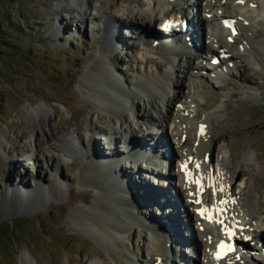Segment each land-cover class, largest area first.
I'll use <instances>...</instances> for the list:
<instances>
[{"label": "rangeland", "instance_id": "374dc122", "mask_svg": "<svg viewBox=\"0 0 264 264\" xmlns=\"http://www.w3.org/2000/svg\"><path fill=\"white\" fill-rule=\"evenodd\" d=\"M76 1L87 3V15L79 17L76 12L68 14L60 10L61 5L75 3V0H0V146L4 151L0 148V264H23L24 254L29 253L38 264H96L102 262V258L109 264H148L150 257L160 255L154 251L158 249L153 243L156 240L154 237L161 239V245L169 248V254L176 259V264H189L187 259L191 257L193 249L179 238L170 225L171 221L166 225L169 206L167 203L159 205L162 203V192L152 187L162 188L157 184L159 180L156 177L161 182L165 179L171 181L172 175L167 172L166 166L156 167L152 164L149 157L152 151L149 148L144 151L143 147L141 153L133 154V157L126 153L125 132L128 133L130 126H135L136 144L141 142L140 147L150 142L152 136L163 135L158 138L162 144V138L173 141L171 144L167 142L169 151L176 148L178 153L186 148L188 153L197 152L201 162L208 149L211 157L207 154L206 159L215 166L217 161L223 163L227 180L230 179L231 185L238 191L242 190V216L249 221L251 218L253 227L260 225L264 229V225H261L264 224V44L259 47L242 31L231 39L220 27L222 16L213 18L207 13H200L196 8L198 0H189L186 13L189 18L196 14L199 17L207 14L209 17L205 20L206 28L203 27L204 42L210 47L216 46L218 53L223 47L230 56L228 65H233L222 72L213 67L207 50L197 51L189 45L186 49L181 41L177 46L173 45L178 52L170 48V56L181 55V60L176 62L179 73H173V80L176 81L173 90L183 93L180 102L188 105L186 107L190 108L192 114L184 113L177 105L170 107L172 125L164 129L160 124L163 102L157 98V94L153 93L154 100L161 105V108L157 105V111H150L151 105L137 98L139 112L143 116L127 112L120 124L123 131L117 134L119 139L111 141L100 130L94 135V145L90 143L89 124L107 130L118 120L117 116L91 97L83 83L90 70L97 69L99 54L104 60V68L100 69L102 78L112 76L115 84L120 81L123 86L134 85L144 72H153L165 81L166 75L172 73L170 62L164 54L148 51L150 48L158 51L163 46L157 44L152 47V39L147 45L139 39L138 34L139 31L162 33L167 20L177 12L175 10L179 6L181 11L186 9L184 0L176 1L175 10L163 0L158 5L167 7L164 16L167 20H157L152 25L154 12L158 16H162V13L158 9L160 7L149 0ZM236 1L202 0V5L207 4L208 9L212 7L213 11L217 8L216 12L225 16L237 17L243 10ZM180 2L183 4L180 5ZM255 3L250 11L244 12L248 16L245 23L250 22L258 30L256 40H263L264 0ZM101 5L104 11L98 9ZM127 10L135 11L136 25H120L112 46L108 30L104 27V17L120 16L126 20L124 12ZM88 13H91L90 16ZM206 32L210 34L205 35ZM217 42L223 45L218 47ZM196 45L201 44L197 42ZM146 53L159 60L161 68H156L154 62H143ZM41 102L50 107L47 109L44 106L35 115L30 114V107H36ZM205 118L211 122L209 136L207 134L208 138L203 141L198 136L197 124ZM68 133L80 139L77 150L70 148ZM186 139L189 143L185 145ZM94 148L99 149L102 156L113 157V161L118 162L114 171L121 173L119 183H129L131 186L138 183L140 189H148L138 192L130 187L129 193L127 190L125 192L133 210V213L126 212L135 220V224L117 232L100 222L102 232L115 234L113 239L106 241L93 234L81 233L68 217L60 219L62 211H67L69 215L74 211L84 214L97 205L100 189L95 185L94 178H80L84 165L100 158L94 153ZM67 149L72 152L69 154ZM16 159H19L18 163ZM209 162L207 166H212ZM56 176L63 181L62 190L53 185ZM38 183L46 188L41 197L25 203H21L23 197L20 194L17 199L8 198L10 193L7 192L11 188L26 192ZM171 183L165 189L169 192L177 189L178 193L174 196L180 201L181 190L185 195V187L180 186L179 189ZM203 190L206 196L208 187ZM84 195H92L91 200L83 201L81 198ZM140 196L145 206L138 204ZM72 198L75 200L72 201ZM123 205L126 208V203ZM122 211L120 207L119 214ZM190 212L194 216L195 210L194 213L193 209ZM151 216L161 220L156 223L163 225L152 223ZM189 222L196 232L193 236V231L188 230L191 232L190 241L194 244L197 242L198 225L193 220ZM251 243V249L256 252L246 256V261L249 264H264V251L258 247V239ZM202 244L199 246L201 252L206 250ZM179 252L185 253L188 258L181 260ZM202 254L204 252L199 255L202 257ZM193 259L202 262L199 256ZM239 263L243 264V261Z\"/></svg>", "mask_w": 264, "mask_h": 264}, {"label": "bare ground", "instance_id": "6f19581e", "mask_svg": "<svg viewBox=\"0 0 264 264\" xmlns=\"http://www.w3.org/2000/svg\"><path fill=\"white\" fill-rule=\"evenodd\" d=\"M150 2H153V5L157 6L159 3H162L163 0H149ZM176 1L177 0H165V3H167L168 5H170L169 7L173 10H175L177 8L176 6ZM189 1V0H188ZM187 0H185V4L188 3ZM199 4L196 8H198V10L201 13H214V9L211 7L210 9H208L207 6L202 5V1L198 0ZM257 0H242V4H240L241 6V10H243L242 12H240V15H237V19H236V24H237V32L238 31H242V32H246V34L249 35V37L254 40L252 42H255V44H257L259 47L263 46L264 44V39L263 40H256L255 37L258 34V30H256V28L254 26H252L251 23H245V21L248 19V16H246V13H244L245 11H250V7L255 6ZM184 4V5H185ZM162 6L160 7V5H158L160 8L159 11L160 14L162 13V16H158L157 13L152 17L153 21H152V25H155V22L157 20H161L162 22H165L167 20V18L164 19L165 14L167 13V7L164 4H161ZM190 6V5H189ZM247 6L249 8H247ZM62 9L63 12H66L68 14H73V13H78V16H85L87 15V10H88V6L87 3L83 2L81 3L80 1H76L75 3H68V4H64L60 6V10ZM98 9H102L101 11H104L103 6L101 5L100 8ZM246 9V10H244ZM257 9V8H256ZM95 10V9H94ZM155 10V9H154ZM179 13L182 12V15L179 14L177 15L176 13L172 14V18L174 17V20H181V25L183 23H185V26L189 27L190 24H192V28L188 29L187 27L182 26V28L180 29L181 32H178V28L181 27V25H179L178 27H170L168 24L166 25L165 30L162 33H159L157 31H152L150 32V34L148 35L145 32H141L139 31L138 37L140 40H142L143 43L149 45L148 41L152 39L153 41V45L152 47H156L159 45H162L163 47H160L158 49V51H154L151 48L148 49V51H152L153 53H162L166 56L168 62H170L171 64V72L172 73H168L166 75V79L165 81L162 80L161 78H159L157 75H155L153 72H144L141 74V77L139 78V80L134 83V85H127V86H123L120 81L113 82L112 80L113 77L111 76L109 79H105L102 78L103 77V73H101L100 69L101 67L104 68L103 65V56H101V54H99L98 58H99V65L97 66V69L95 70V68L91 69L90 72L88 73L87 77H84V86L88 89L86 91H88V93L91 95V97H93L95 99V101L102 105L105 109L108 110L109 113L114 114L115 116L118 117V120L115 122V125L113 127H110V129L105 130V128H101L99 129L97 126L91 125L89 124V132H90V143L94 144V140L96 142L95 139V133L100 132V130H102L103 134L105 135V138L113 141L116 139H119L117 136V134H121L122 133V128L120 126L121 122L123 121V119L125 118V114L127 112L130 113H136V115L138 116H143L141 112H139V105L137 103V98L139 99H143L146 104L151 105L150 106V111H152V109L154 110L156 107H160V102H158L156 99L154 100L153 96L155 94H157V98H160V101L163 102V106L161 108L160 113L162 114L161 118H162V125L166 124V125H170L171 126V122L169 121V110L170 107H173L174 105H177L178 108H180V110H182L184 113L190 111L189 107H186L184 104H182L181 101V97L184 96L183 93L180 94V92H177L176 90H173V86L175 85V82L173 80V73L175 72L176 74L179 73V67L177 66V60H181V55H177V57H171L169 53H171L170 48L174 49V47H172L174 43H178V41H182V38L184 39L183 41V45L184 47H186V49H188V43L189 41H192V43L189 45L190 47H193L194 49H196L197 51H201V50H208L210 53L213 51V47H210L208 44H206L204 42V38H203V34H204V24L205 22L208 20V16H201L199 17L198 15H193L192 17H190L189 19H187V23L184 21L185 17H189V15H187L184 11H181L180 8L178 9ZM255 10V9H254ZM99 11V10H98ZM256 11V10H255ZM91 13H88V15L90 16ZM215 16H222L221 13H214L213 14V18ZM124 17L127 20H123L122 17H117V16H112V15H108L105 16V20H104V24H105V28L108 30V35L111 38V43L112 46H114V38L116 35V31L118 30V27L120 25H122L123 23H128L129 25L135 26V11L134 10H127L124 12ZM221 19H224L223 17H221ZM206 20V21H205ZM190 21V22H189ZM222 30H224L225 34L226 32H230L229 34L233 33L231 31H229L228 29H225L222 25L220 26ZM141 28V27H138ZM141 30V29H140ZM208 33V32H207ZM162 34V35H160ZM197 38H196V36ZM172 36H175L176 38H170ZM211 36H213V34L211 33ZM181 37V39H180ZM210 38V36H209ZM157 40H161L160 42H157ZM166 40V41H164ZM164 41V42H162ZM176 41V42H174ZM200 41V42H199ZM201 44L196 45V43ZM168 44V45H167ZM220 45H223L220 43ZM251 45V44H250ZM252 46V45H251ZM258 47V48H259ZM260 49V48H259ZM176 50V53L178 52L177 48L174 49ZM189 52V51H188ZM187 53V51H186ZM225 58V55H223ZM185 58V57H184ZM143 62L146 63H150V62H154L156 68H161L160 66H162L161 62H159V60L155 59V57L153 58L150 54L146 53L143 55ZM230 58L227 59V61L229 62ZM231 61V60H230ZM230 66H228L229 68ZM103 70V69H102ZM109 72V71H108ZM110 74V72H109ZM102 78V79H101ZM117 78V77H116ZM114 85H113V83ZM112 83V84H111ZM116 88H119V90ZM126 90V91H124ZM176 91V92H175ZM156 96V95H155ZM158 105V106H157ZM46 106V108L48 109L50 106L46 105L44 102L39 103L36 107H30V114L35 115L36 113L39 112V109H41L42 107ZM102 107V108H103ZM149 107V106H148ZM165 107V108H164ZM166 109V110H164ZM156 110V109H155ZM157 111V110H156ZM152 114V113H151ZM210 122L211 120L209 118H205L204 120L200 121L199 126H198V130L200 129V124H207L206 127L203 130V133L200 135V137H202V140L205 141V138H207V134H208V128L210 126ZM91 125V126H90ZM126 135V144H125V150L126 153L129 152L130 155L133 154L138 155L141 153V151L143 150L144 147V151L147 150L148 148L150 151H154L156 153V155L165 158L168 164H170L171 173L176 174L181 180L179 181L181 183V188L182 186H184V191H185V195H183V192L181 190V197L182 198L180 201H178V199H174V194L172 191L169 192L168 189H165L166 187H168L169 185L167 184V182L165 180H163L162 182L159 180L157 182V184L159 186H161L162 188H157L152 186L155 189L161 190L159 192H162V203H160V206H164L166 203L168 204V217H169V221L166 220V225L169 224L168 222L171 221L175 232L177 235H179L180 239H183L184 242H187L189 246L191 245H196L197 248L199 249V246L202 244L203 246H205L206 250L204 251V254H201L199 251H196V255L195 257L199 256V258H201L202 264H215V261L213 259V250H214V246H215V240L217 236H226L225 231H227V229L229 228H234L235 225L241 224L243 226L242 229H238L239 233H244L245 235H251V234H264V229L261 228L260 225H257L255 232L251 231V228L249 227V219L247 220V218L242 216V208H241V200L239 199V197L241 198V191H238L235 188H230V179L227 181H224V178H222L221 176L223 175L224 172H222L224 169L223 167V163H218V161L216 162V167L213 168V171H211V169H209L207 171V173L203 172L204 167L207 166V161L206 158H204V161L201 162L200 161V157L196 154L193 157H191V155H193L192 153H188L187 149L184 148L182 152H178L175 151V149L173 148V151H169L168 148V143L171 144V141L168 140H163V138L161 139L162 142L158 141L159 137H156L155 135L152 136L151 141L147 142L145 145H142L140 147V143L136 144V132H135V126H130L128 133L125 132ZM176 133H174L173 135L175 136ZM68 137V141H69V146L71 149L77 150V146L80 142V139L78 137H76L73 133H68L67 134ZM161 136V135H160ZM163 137V135L161 136ZM103 138V137H101ZM189 138V137H188ZM187 138V139H188ZM211 138L213 139V136H211ZM152 139H154L152 141ZM184 142L185 143H189V141ZM7 140V139H6ZM144 142V141H142ZM162 144V145H161ZM36 145V144H35ZM186 145V144H185ZM66 147V146H65ZM97 147V145H96ZM146 147V149H145ZM158 147H167V149L164 151L163 149H158ZM180 147V146H179ZM200 147V146H199ZM210 147V146H209ZM1 150L3 151L2 147L0 146ZM112 148L114 149L115 146H112ZM241 148V147H240ZM182 149V148H181ZM178 148V150H181ZM199 149V148H198ZM221 149H223L221 147ZM39 148H37L36 146V151H38ZM95 154L99 155L100 158L96 159V160H90L89 163H85L86 165H84V168L82 170V172H80V178L84 179L85 177H91L94 178V182L95 185L100 189V192H98V198L97 202H96V206L93 207L92 211L87 212L82 214L80 213H76L75 211L69 215L67 211H62V213L60 214V219L62 220L63 218H67L69 219V221L71 223L74 224V226H78L80 229L79 231L81 233H89V234H93L94 236L98 237L101 240H108V238L113 239V237L115 236L114 233L112 232H108V231H104L102 232L100 229V227L102 226V224L100 222L105 223L107 226L109 225L110 228H112V230L114 231H122L125 228L127 229L128 226L135 224V220H133V218L131 216H129V214L126 211H132L131 209L132 207L129 206L128 201L129 200L127 197H125V192L127 190H131L130 187H132L133 189H136V191H140V190H148L146 189H140L138 183L136 184H127L124 185L119 183V176L121 173L119 172H115L114 170L116 169L115 165H118V162H116V160L113 161V157L110 158L108 156H102V154L99 153V149H95ZM203 150V149H202ZM231 150V149H230ZM68 153L70 154L72 152V150L70 151V149L68 150ZM66 151V152H67ZM239 151V150H238ZM241 151V150H240ZM4 152V151H3ZM82 152V151H81ZM81 152H78L79 154H81ZM170 154L169 156L164 155V153H166L168 155V153ZM204 152V150H203ZM34 153V152H33ZM174 153L175 155H180L177 160H178V164L174 165L175 161L173 162V160H176L174 157ZM177 153V154H176ZM197 153V152H196ZM204 154V153H203ZM205 154H209V150L206 149ZM155 155V156H156ZM203 156V155H202ZM117 158H119L118 156H116ZM115 157V158H116ZM87 158V156H86ZM90 157H88L89 159ZM112 159V160H111ZM121 161V159H119ZM12 161V159L10 160ZM17 163L19 162V159H16ZM187 161L190 162L189 167L186 170L182 169V165L183 163H186ZM13 162V161H12ZM220 162V161H219ZM115 163V164H114ZM200 164V165H198ZM199 166V167H198ZM213 166V165H212ZM16 167V166H15ZM190 172V175L188 173ZM84 176V177H83ZM227 176V175H226ZM211 179V180H210ZM143 180L147 183L148 181L145 180V178H143ZM62 180L59 176H56L55 181L53 182V185H55L56 188H59L60 190L63 189V184H62ZM136 182V181H135ZM171 182H174L173 180ZM246 183V182H245ZM148 184V183H147ZM123 185V186H122ZM214 187L216 189V193L212 194L211 192H208V197L207 194L206 196L203 195L204 190L206 187L211 188ZM241 188V187H240ZM243 188V187H242ZM45 187L43 185H41L40 183H38L35 187H33L32 189L24 192L23 190H21L20 188L15 189V188H11L10 191H8L7 193L9 194L8 198L12 199V198H16L17 196L22 195L23 197V201L21 203H25L29 200L35 199L40 195H44L45 194ZM132 189V190H133ZM180 189V188H179ZM16 190H18V192H16ZM245 190V188H244ZM169 192V193H168ZM89 193V192H88ZM129 193V192H128ZM171 193V194H170ZM180 193V192H179ZM207 193V192H206ZM167 195V196H166ZM92 196V195H91ZM91 196H87L84 195L81 199H83V201L85 202H89L91 200ZM94 196V195H93ZM41 197V196H40ZM207 197V198H206ZM75 198V197H74ZM72 198V201H74L75 199ZM76 198H79L78 196ZM140 200V201H139ZM139 202L138 204H142L145 206V203H143L141 196L139 197ZM16 201V200H15ZM130 202V200H129ZM124 203H126V208L124 207ZM214 205V207H212L211 205ZM181 205V206H180ZM205 205H209L211 207L210 211L215 210L216 212V217L213 218V220L216 218V220H214V224L213 226H216V230L214 227H208V228H203L202 229V225L206 222H208L204 217H206V215L210 212V211H206L205 213H199L197 212V209L201 208L202 206ZM143 206V207H144ZM120 207L124 210L122 211L121 214L120 213ZM158 208V207H157ZM130 209V210H129ZM191 209H193V213L195 210V214L193 216V214H191ZM161 212L163 211L162 209L160 210ZM68 214V215H67ZM164 214L162 213L161 216H163ZM164 217V216H163ZM166 217V216H165ZM253 217V216H252ZM150 221L154 224H161V226L163 225V223H156V221L160 222L161 220H158L155 216H151L150 217ZM140 219V218H139ZM195 220V223L198 225L197 226V234L198 237L200 239V242H195L193 244V242L190 241L191 239V235L188 232V230L190 228L191 223L189 222V220ZM165 220V219H163ZM175 221V222H174ZM178 222V224H177ZM123 223V224H122ZM262 226L264 224H261ZM169 228V227H168ZM170 229V228H169ZM171 230V229H170ZM189 230V231H190ZM192 231V230H191ZM217 233H216V232ZM211 235L210 238L208 237V235ZM154 240L157 248L154 251H156V253H160V255H153L152 257L149 258V263L148 264H169L171 261V259H173V256H171L169 254V248L165 245H161L163 244V241L159 238H155ZM188 246V247H189ZM262 248H264V245L261 246ZM158 251V252H157ZM161 255H163V257H165V261L163 260V257H161ZM179 256V254H178ZM172 257V258H171ZM187 255L181 253L180 255V259H187ZM231 256L230 258H227L225 260L219 261L217 264H238L237 263V259ZM192 258H188L187 261L189 264H200L199 261L196 262L195 259ZM151 259H153V262H151ZM175 259V258H174ZM247 259V258H246ZM190 260V261H189ZM186 261V260H185ZM106 260L104 258H102V262H96V264H109L108 262H106ZM22 263L23 264H38V261L36 259H33L32 256L29 254L23 256L22 258ZM172 263V262H171ZM185 263V262H182ZM180 264V263H179ZM187 264V263H185ZM240 264V263H239ZM245 264H249L248 260H245Z\"/></svg>", "mask_w": 264, "mask_h": 264}]
</instances>
